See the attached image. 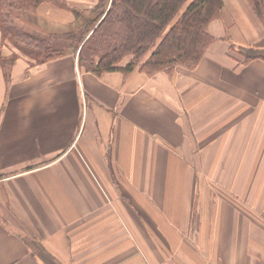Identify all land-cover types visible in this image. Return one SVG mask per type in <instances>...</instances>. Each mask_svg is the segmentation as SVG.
Here are the masks:
<instances>
[{"label": "crops", "instance_id": "0c3cea01", "mask_svg": "<svg viewBox=\"0 0 264 264\" xmlns=\"http://www.w3.org/2000/svg\"><path fill=\"white\" fill-rule=\"evenodd\" d=\"M221 1L190 70L36 64L0 32V264H264V27Z\"/></svg>", "mask_w": 264, "mask_h": 264}, {"label": "trees", "instance_id": "16d2710c", "mask_svg": "<svg viewBox=\"0 0 264 264\" xmlns=\"http://www.w3.org/2000/svg\"><path fill=\"white\" fill-rule=\"evenodd\" d=\"M187 1L111 0L108 8L107 2L101 1L94 9L83 12L63 0H0L1 38L36 64L77 53L78 66L94 74H126L137 65L147 75L170 71L177 65L190 70L214 42L208 24L219 17L222 1L193 0L172 23ZM247 2L264 27V1ZM43 3L69 11L75 27L64 33L23 30L20 24L31 15L37 17L36 9ZM246 52L248 60L264 59L263 52ZM127 57L129 62L120 66ZM14 58L2 62L3 66L11 65Z\"/></svg>", "mask_w": 264, "mask_h": 264}, {"label": "rangeland", "instance_id": "374dc122", "mask_svg": "<svg viewBox=\"0 0 264 264\" xmlns=\"http://www.w3.org/2000/svg\"><path fill=\"white\" fill-rule=\"evenodd\" d=\"M193 0H188L178 11V13L176 15L173 16L172 18V23H175L179 20L182 12L184 11V9L190 4V2ZM24 24H20L21 28L23 30L27 29V30H31V28H35L38 30H42V31H55V29H57L56 25L54 26V24L52 25L51 22H47L46 20H44L43 18H41L40 16L37 15V17H34L33 15H31L30 19H26L24 22ZM19 28V27H18ZM17 28V29H18ZM19 28V29H21ZM18 29V30H19ZM21 29V30H22Z\"/></svg>", "mask_w": 264, "mask_h": 264}, {"label": "bare ground", "instance_id": "6f19581e", "mask_svg": "<svg viewBox=\"0 0 264 264\" xmlns=\"http://www.w3.org/2000/svg\"><path fill=\"white\" fill-rule=\"evenodd\" d=\"M46 8H48L49 10H50V12H49V16H51V17H56V11H55V7L54 6H51V5H43L42 6V9L43 10H45Z\"/></svg>", "mask_w": 264, "mask_h": 264}]
</instances>
